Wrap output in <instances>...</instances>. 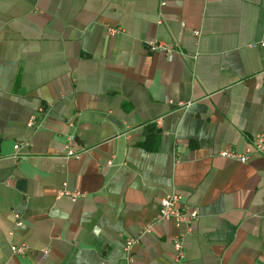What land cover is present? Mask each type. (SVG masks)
<instances>
[{"label":"crops","instance_id":"obj_1","mask_svg":"<svg viewBox=\"0 0 264 264\" xmlns=\"http://www.w3.org/2000/svg\"><path fill=\"white\" fill-rule=\"evenodd\" d=\"M166 2L0 0V264H264V0Z\"/></svg>","mask_w":264,"mask_h":264},{"label":"built area","instance_id":"obj_2","mask_svg":"<svg viewBox=\"0 0 264 264\" xmlns=\"http://www.w3.org/2000/svg\"><path fill=\"white\" fill-rule=\"evenodd\" d=\"M166 0H160V7L163 8L166 6ZM159 24L163 23V19L159 18L158 21ZM121 31H124V29H114L109 28V31L113 34L118 33ZM195 34L197 36L200 35L199 31H195ZM146 46L149 50L152 51H160L165 52L168 56V59L171 61L173 59V55L176 52V47L173 46V44L168 42H162L158 41L156 39H149L146 42ZM35 117L33 116L29 121V127L35 126ZM67 149L66 158H75L80 159L81 156L88 152V149L82 148L81 150H77L74 147L71 146L69 143ZM20 147L19 144L15 146V150H17ZM256 150L257 152H263L264 151V134L257 135L253 140V146L248 147V149L244 152H237L231 148H225V150L221 151L220 156L223 158H228L230 160H234L237 162L247 163L249 160V154ZM17 157V156H16ZM108 166L111 167L112 160H110L107 163ZM58 195L60 197H65L68 199H71L72 201H78L80 198L83 197V193L79 190H73L69 189L67 187V184L64 183L62 188L58 191ZM160 212L156 220H162V221H168L173 222L175 227L177 229H180L179 232L176 233V235L173 237V248L175 249V261L181 262L185 259L186 256V249L184 248V238L187 235L186 233H189L192 230L193 225L199 220V210L195 207H192L191 205H188L187 203H183L182 196L178 193H169V195H166L163 197L160 201ZM17 224H20V216L17 214ZM152 228V224L144 230V232L150 231ZM184 228V231L181 230ZM136 241L133 239L127 240L125 244V248L127 251H131L133 244ZM12 250L14 253L18 254H25L27 251V247L25 245H13Z\"/></svg>","mask_w":264,"mask_h":264}]
</instances>
